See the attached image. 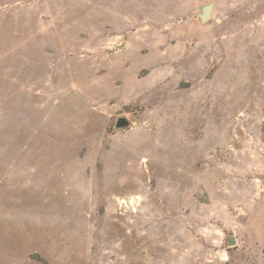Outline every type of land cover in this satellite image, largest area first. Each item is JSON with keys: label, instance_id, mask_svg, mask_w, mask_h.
Returning <instances> with one entry per match:
<instances>
[{"label": "rangeland", "instance_id": "374dc122", "mask_svg": "<svg viewBox=\"0 0 264 264\" xmlns=\"http://www.w3.org/2000/svg\"><path fill=\"white\" fill-rule=\"evenodd\" d=\"M263 250L264 0H0V264Z\"/></svg>", "mask_w": 264, "mask_h": 264}, {"label": "water", "instance_id": "95a60500", "mask_svg": "<svg viewBox=\"0 0 264 264\" xmlns=\"http://www.w3.org/2000/svg\"><path fill=\"white\" fill-rule=\"evenodd\" d=\"M212 11H213V5H208L207 7H205L204 9H203V11H202V14L201 15H199V17H200V19H201V21L203 22V23H205L210 17H211V15H212ZM128 125V121H126L125 119H122L121 121H120V126L121 127H126ZM234 240H232L230 243H231V245H233L234 244Z\"/></svg>", "mask_w": 264, "mask_h": 264}, {"label": "crops", "instance_id": "0c3cea01", "mask_svg": "<svg viewBox=\"0 0 264 264\" xmlns=\"http://www.w3.org/2000/svg\"><path fill=\"white\" fill-rule=\"evenodd\" d=\"M262 254H264V250L262 251ZM263 257V256H262ZM262 264H264V261L262 262Z\"/></svg>", "mask_w": 264, "mask_h": 264}]
</instances>
